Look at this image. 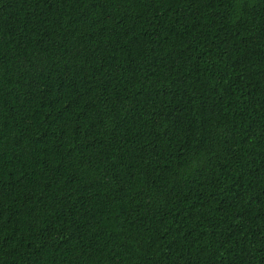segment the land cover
Wrapping results in <instances>:
<instances>
[{"label":"trees","instance_id":"obj_1","mask_svg":"<svg viewBox=\"0 0 264 264\" xmlns=\"http://www.w3.org/2000/svg\"><path fill=\"white\" fill-rule=\"evenodd\" d=\"M0 264H264V0H0Z\"/></svg>","mask_w":264,"mask_h":264}]
</instances>
